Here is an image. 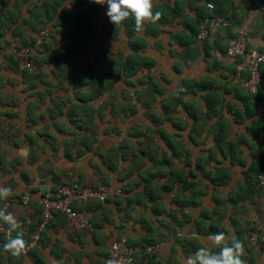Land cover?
Masks as SVG:
<instances>
[{
  "label": "crops",
  "instance_id": "obj_1",
  "mask_svg": "<svg viewBox=\"0 0 264 264\" xmlns=\"http://www.w3.org/2000/svg\"><path fill=\"white\" fill-rule=\"evenodd\" d=\"M57 1L65 18L47 25L93 36L50 33L36 75L12 68L6 48L31 43L42 28L27 21L54 0L0 3V220L26 248L41 194L72 182L122 193L85 205L90 230L56 217L26 254L0 246V264H104L119 238L154 245L152 264H264V65L251 94L246 59L226 55L240 31L264 47V0H138L130 38L136 0ZM205 2L230 24L198 40Z\"/></svg>",
  "mask_w": 264,
  "mask_h": 264
},
{
  "label": "built area",
  "instance_id": "obj_2",
  "mask_svg": "<svg viewBox=\"0 0 264 264\" xmlns=\"http://www.w3.org/2000/svg\"><path fill=\"white\" fill-rule=\"evenodd\" d=\"M204 4L211 14L200 20L197 34L198 40H204L210 32L217 29H226L230 24L226 17L213 14L214 6L212 3L205 2ZM47 39L48 30L43 28L38 32L31 44L23 47H17L11 44L8 53L21 68L32 73L36 66L33 58L41 50ZM226 55L232 59H246L245 67L248 76L242 81L241 86L247 92L256 94L260 82L259 66L264 63V47L262 49L249 48L247 46L246 34L240 31L236 36L228 39ZM257 187L264 190V155L260 158V168L257 173ZM121 193V189L114 185H104L96 188L72 182L58 187L54 191L41 194L39 196V204L42 211V221L37 223L28 246L26 248L22 247L14 239L13 229L1 220L0 246L2 241L5 240L14 251L26 254L30 247L37 246L41 233L44 231L46 225L54 220L56 213L64 215L67 223L76 230L91 229L94 212L82 207L92 202L102 205L109 198L120 195ZM29 200L30 194L25 193L20 198V203L21 205H27ZM250 240L255 243L257 241V235L255 233L252 234ZM155 250L156 247L154 245L142 247L138 244H130L125 238L114 239L109 245L104 264H133L136 257L140 258L139 264H152Z\"/></svg>",
  "mask_w": 264,
  "mask_h": 264
},
{
  "label": "trees",
  "instance_id": "obj_3",
  "mask_svg": "<svg viewBox=\"0 0 264 264\" xmlns=\"http://www.w3.org/2000/svg\"><path fill=\"white\" fill-rule=\"evenodd\" d=\"M4 0H0V3L1 4H4V2H3ZM6 1V0H5ZM29 0H20V3H26V2H28ZM138 0H136V2H137ZM58 1L57 0H54V2H52V4H49L48 6H47V4L46 3H44L43 5V7H42V9H41V11L38 13V15L36 16V17H32V19H30V22H28L27 21V23H29V25L31 26V27H34V26H36V25H40V27L43 29L46 25H47V23H48V21L51 19V18H54V14H56L57 13V8H56V3H57ZM140 5V4H139ZM138 5V2H137V4L135 5V8H134V14L131 16L130 14H128V15H125L124 16V18H123V22H124V24H125V30H126V35L128 36V38H130L131 36H132V34L138 29V26H139V13L142 11V7L141 6H139ZM93 8V7H92ZM214 12V11H213ZM214 14V13H213ZM10 16H12L13 14L11 13V14H9ZM43 15V16H42ZM43 18H42V17ZM66 16H68V17H72V15H66ZM8 17V16H7ZM14 18V17H13ZM12 18V19H13ZM64 18H65V16H63V15H61V16H59L56 20L58 21V22H63V20H64ZM85 18H86V20L87 21H90V18H91V16L87 13V15L85 16ZM202 18H200V20H201ZM200 20H199V22H200ZM199 25V24H198ZM76 27L78 28V31H75V33L72 35V40H74L75 42H77L78 40H80L81 39V37H82V34L83 33H85L84 31H83V29H80V27H81V25L79 24V23H77L76 24ZM110 28H111V26H110ZM198 34V33H197ZM109 37H111V35H109V34H105V31H102L101 32V34H100V37H99V41L100 42H103L104 41V39H107V38H109ZM80 38V39H79ZM35 39V38H34ZM34 39L32 40V42L34 41ZM31 42V43H32ZM31 43H29V44H31ZM45 43V42H44ZM23 44H26V43H23ZM28 44V45H29ZM44 45V44H43ZM130 46L132 47V45H131V43H130ZM9 58V60H10V63H11V66H12V68H15V67H17V66H19L12 58H11V56H8ZM35 57V56H34ZM129 61H131V63H132V65H133V68L135 67L136 69L137 68H139V66H140V63L137 61V60H135V58H130V59H128ZM33 61H34V63H36V61H35V59L33 58ZM37 64V63H36ZM127 63H125V65H126ZM38 65V64H37ZM264 65V63H262L260 66H259V76H260V79H261V73H260V68L262 67ZM19 68V67H18ZM16 70H18V71H20L19 69H17V68H15ZM24 70V71H23ZM135 70V69H134ZM21 72V74L22 75H24V74H30V72H28L26 69H22V71H20ZM27 72V73H26ZM78 183V182H77ZM56 190V189H55ZM52 191H54V190H52ZM82 208H86L85 207V205L82 207ZM56 217H59V218H61V219H64L65 221H67V219H66V217L64 216V215H62V214H59V213H56L55 214V217H54V220H52L48 225H46V227L44 228V230H46L48 227H50V226H52L53 225V223L55 222V218ZM42 221V216H41V218L38 220V223L39 222H41ZM84 230H90V229H83V230H81V231H84ZM16 237H15V235H14V239H15ZM40 239H41V235H40ZM5 246V245H7V242L4 240V241H2V243H1V246ZM141 245V244H140ZM142 247H145L146 245H141ZM139 262H140V258L139 257H136V259H135V261H134V263L133 264H139Z\"/></svg>",
  "mask_w": 264,
  "mask_h": 264
},
{
  "label": "rangeland",
  "instance_id": "obj_4",
  "mask_svg": "<svg viewBox=\"0 0 264 264\" xmlns=\"http://www.w3.org/2000/svg\"><path fill=\"white\" fill-rule=\"evenodd\" d=\"M43 16V15H42ZM52 19V18H51ZM51 19L49 20V21H51ZM54 20L56 21V22H58L56 19H55V15H54ZM48 21V22H49ZM38 27H40V25L38 24V25H36L35 26V28H38ZM46 27H48V28H46ZM46 27H44V28H46L47 30H48V37H49V35H50V33H54L55 35L54 36H62V38L63 37H67V39L69 40V41H71V37H72V35L75 33V31H78V28L77 27H75V28H73L71 31H69V32H64V30H62V29H58V27L59 26H57V25H54V27H53V25H51V24H49V25H46ZM85 29H87V30H85V32H89L88 34H84V36L83 37H92L93 36V31H91L92 30V28H85ZM58 30H59V33H57L58 32ZM59 34V35H58ZM10 44H12L11 42H8V47L6 48V50L10 47ZM13 45L14 46H17V47H23V46H27V45H24V44H20V43H17L16 41L15 42H13ZM9 56V55H8ZM35 68L33 69V71H32V73L30 72V74H38L40 71H41V68H39L38 66H37V64L35 63ZM19 67V68H18ZM15 68H17V69H19L20 71H22V69L23 68H21L20 66H17V67H15ZM24 71V70H23ZM29 72V71H28ZM27 73V72H26ZM61 184V183H60ZM59 185V184H58ZM61 185H66V183L64 184V183H62ZM106 185H111V184H106ZM97 186L99 187V186H104V184L103 185H96V188H97ZM121 195V194H120ZM118 196V195H117Z\"/></svg>",
  "mask_w": 264,
  "mask_h": 264
}]
</instances>
